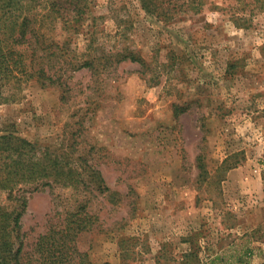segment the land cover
<instances>
[{"label":"rangeland","instance_id":"1","mask_svg":"<svg viewBox=\"0 0 264 264\" xmlns=\"http://www.w3.org/2000/svg\"><path fill=\"white\" fill-rule=\"evenodd\" d=\"M87 1L52 37L79 54L90 39L134 49L149 68L123 62L105 80L70 70L66 101L34 82L2 96L1 128L53 151L73 145L111 190L30 189L24 253L36 260L57 211L87 201L101 226L77 245L93 264H264V0H160L161 17L140 0Z\"/></svg>","mask_w":264,"mask_h":264},{"label":"trees","instance_id":"2","mask_svg":"<svg viewBox=\"0 0 264 264\" xmlns=\"http://www.w3.org/2000/svg\"><path fill=\"white\" fill-rule=\"evenodd\" d=\"M140 1L147 14L166 15L160 0ZM88 10L87 0H0V101L2 96L14 101L24 86L33 82L40 88L59 87L61 99L66 101L72 89V77L67 74L70 70L87 69L105 80L123 62L149 68L134 49L100 51L90 39L89 47L79 54L72 48L71 39L57 41L52 37L56 28H70ZM182 113L183 109L175 106L174 115ZM73 147L53 151L21 137L13 125L0 127V264H93L77 245L81 235L101 226L99 218L88 211L87 201L76 209L57 211L54 222L35 242L36 260L24 253L21 219L30 189L62 186L97 195L111 191L102 172ZM196 161L205 174L203 155ZM103 231L110 230L103 227Z\"/></svg>","mask_w":264,"mask_h":264}]
</instances>
